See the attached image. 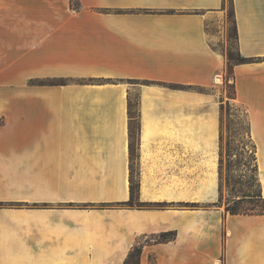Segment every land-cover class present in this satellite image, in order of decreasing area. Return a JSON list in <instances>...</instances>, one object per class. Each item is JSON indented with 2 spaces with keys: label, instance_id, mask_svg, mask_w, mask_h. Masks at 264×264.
Listing matches in <instances>:
<instances>
[{
  "label": "crops",
  "instance_id": "crops-1",
  "mask_svg": "<svg viewBox=\"0 0 264 264\" xmlns=\"http://www.w3.org/2000/svg\"><path fill=\"white\" fill-rule=\"evenodd\" d=\"M226 2L0 0V264H124L163 232L137 264H264L219 174L231 80L264 197V0H229L228 74Z\"/></svg>",
  "mask_w": 264,
  "mask_h": 264
},
{
  "label": "rangeland",
  "instance_id": "rangeland-1",
  "mask_svg": "<svg viewBox=\"0 0 264 264\" xmlns=\"http://www.w3.org/2000/svg\"><path fill=\"white\" fill-rule=\"evenodd\" d=\"M71 2L75 3V0H70ZM226 3L228 8L227 27L230 36L228 37L230 39L224 52L227 59L226 73L228 74L230 62L236 61L238 54L233 41L229 0ZM231 83L229 80L225 91H221L220 200L224 209L228 207L239 212H264V199L256 196L259 193V188L256 176L255 149L249 137L245 108L236 101ZM132 194L133 198L126 202V206H141L142 204L135 199L133 184ZM240 198L243 199L238 200ZM230 209L227 212L231 211ZM159 236L140 237L131 247L124 264H137L139 254L136 247L151 241V238L159 239Z\"/></svg>",
  "mask_w": 264,
  "mask_h": 264
},
{
  "label": "trees",
  "instance_id": "trees-1",
  "mask_svg": "<svg viewBox=\"0 0 264 264\" xmlns=\"http://www.w3.org/2000/svg\"><path fill=\"white\" fill-rule=\"evenodd\" d=\"M70 4H71L73 7H78V5H79L78 0H75V3H74V2H71ZM244 59H245L244 57L238 55V59H237L236 61L241 62V61H244ZM230 67H231V66H230ZM229 72H230V68H229ZM233 91H234V90H233ZM131 192H132V187H131ZM256 196L259 197V198L264 199V197H262L260 193L256 194ZM242 199H243V198H240V199H238V200H242ZM131 200H132V198H130L129 201H131ZM228 209H230V208H228V207L225 208L226 211H228ZM230 210H231V211H229V213H246V212L235 211L234 209H230ZM171 238H173V233H172V232H163V233L160 234L158 240H160V241H165V240H168V239H171ZM136 249H137L138 254H139V252H140V247H136ZM134 250H135V247H134Z\"/></svg>",
  "mask_w": 264,
  "mask_h": 264
}]
</instances>
